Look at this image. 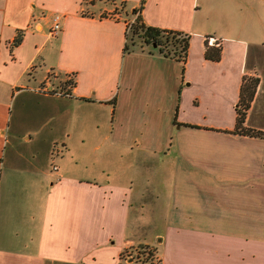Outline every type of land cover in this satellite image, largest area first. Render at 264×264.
Instances as JSON below:
<instances>
[{"label": "crops", "instance_id": "1", "mask_svg": "<svg viewBox=\"0 0 264 264\" xmlns=\"http://www.w3.org/2000/svg\"><path fill=\"white\" fill-rule=\"evenodd\" d=\"M138 15L188 36L185 60L128 42ZM252 58L264 0H0V264H120L138 245L159 264H264V240L223 229L262 213L232 199L264 196V137L234 132L250 76L244 125L264 131ZM149 222L158 242L137 234Z\"/></svg>", "mask_w": 264, "mask_h": 264}, {"label": "rangeland", "instance_id": "2", "mask_svg": "<svg viewBox=\"0 0 264 264\" xmlns=\"http://www.w3.org/2000/svg\"><path fill=\"white\" fill-rule=\"evenodd\" d=\"M118 5H119L118 8H120V4H118ZM183 38H185L184 35L177 34L175 36V39L177 41L181 40ZM132 39H134V42L137 44H142V45L146 44L147 46H154L155 45V44H151V43L147 44V43L143 42L142 39L138 38L137 33H134L133 30L130 29V31L128 32V42H131ZM181 46H182V43L177 42L176 44H174L170 40L169 42L166 43L165 47L167 48L168 52H171V51L173 52L175 50L180 52L182 49ZM155 47H156V45H155ZM253 54L254 55L258 54V52L254 51ZM252 59L250 60V62H248V67L250 69H252V70L264 69V61H258L257 58H256V60L255 59L252 60ZM51 80H52V88H53L52 90L53 91L55 90V92H58V93L62 92L63 89H62L61 84L58 82V79H54V76H52V77H49L50 82H51ZM255 82H256V79L254 76H250L249 78H247L245 83H244V85H245L244 90L248 89V88H252V86H254ZM44 85H41V86H44ZM247 93H248V91H247ZM244 97L247 98V95L245 94ZM247 103H248L247 99H244V100H240L238 102V105H237V109H238L239 113H246L245 118L247 117L248 112H249V110H248L249 108L247 110H245ZM249 106H250V102H249ZM255 112L256 111H254V113ZM224 113H225V111L222 113V116L220 118L218 117V121H219V119H221L223 122L229 123L232 120V124H233V119L229 117L230 114H228V111H226V114H224ZM254 113L252 111V114H254ZM256 114L257 113H255V117H257ZM251 117H252V121H255L254 115ZM244 122H245V120H244ZM253 129H254V131H258V129H256L254 127H249L246 125H242L236 131L238 133H247V132L252 133ZM106 161H107L108 166L116 165V162L113 164L112 163L109 164V162H111V159H106ZM133 161H134V159L130 158V155L128 154L124 157L119 158L117 164L120 165L121 167H124V168L127 167L128 168L131 166ZM263 192H264V190H263ZM158 196L159 197L157 198V197H155V194H154L151 197V201L153 200L154 206H155V204H158V205L160 204V196L170 199L169 196L167 197V193L160 194L158 192ZM232 199H233V201H238V202L239 201L245 202L244 200H246V202L252 208H256V209L260 210V212H262V213L259 215L249 213L251 216H249V217L244 216L242 222H239L238 220L233 219L232 222L225 223L223 229L225 231L231 232V234H236L237 232H235L233 229L236 230L237 227H246V229L243 231H251L253 233V234H251V236H254L253 238L264 240V211H263L264 210V208H263L264 207V196L256 195L253 197L250 196L247 198H242L241 195H239V196H233ZM139 206H140L139 204L136 205L137 209H139ZM136 207H134V208H136ZM141 222H143V221H141ZM141 224L144 225V223H141ZM145 225L146 226L141 228L142 230H140V231L137 230V234L140 233V236H144L142 238V241L149 242V243L158 242V237H155V234L157 232H162L165 223H163V222H157V223L149 222L147 224L145 223ZM215 228L217 230L222 229L219 226L215 227ZM130 231H133V230H130ZM149 250L153 253L152 254L153 256L150 255L151 254L150 252H149L150 254H148ZM159 262H160V260H159L158 255H157V251H155V248H153L152 246H144V245H138L136 247H131V248L126 249L122 253V256L120 259V264H159Z\"/></svg>", "mask_w": 264, "mask_h": 264}, {"label": "trees", "instance_id": "3", "mask_svg": "<svg viewBox=\"0 0 264 264\" xmlns=\"http://www.w3.org/2000/svg\"><path fill=\"white\" fill-rule=\"evenodd\" d=\"M141 7H142V3L140 5V8ZM131 29L133 30L134 33H137L138 38L142 39L143 42H145L147 44H150V43L151 44H155L156 47L164 54H168L167 53L168 52L167 48L165 46H166V43L169 42L170 40L174 44H176L177 42L178 43H182V46H181L182 49L179 52V56L182 58L183 61L185 60V58H186V50H187V47H188V36L185 35V38L177 41L175 39V36L177 34H181L180 32L171 31V30L162 29V28H159V27L146 25L142 21L140 15L137 16V18L135 20V23L133 24ZM21 39H22L21 33L18 32V34L16 35V37H15V39L13 41V44L14 45L19 44L21 42ZM127 40H128V35H127ZM131 43H133V44L135 43L134 39H132ZM216 43H217L216 47H210V45H208V48L206 49V52H205L206 58L209 59V60H212V61H218L220 59V55H221V50H220V47L218 45V42L216 41ZM67 82L73 83V79L71 78L68 81H65V85H67L66 84ZM255 86H256V83L254 84V86H252V88L245 89L246 93L248 91V93L246 94L247 98H245L243 96V91H244L245 87L242 89V94L240 96V100L247 99V101H248L245 110H247L249 108V102L252 99ZM236 110H237V117H236V123H235L234 132L238 133L236 130L239 129L242 125H244V120H245L246 113H239L237 108H236ZM242 134H248V135L264 137V131H260V130L254 131V129L252 130V133L247 132V133H242ZM144 246H148V245H144ZM148 254L152 255L153 253L149 250Z\"/></svg>", "mask_w": 264, "mask_h": 264}, {"label": "built area", "instance_id": "4", "mask_svg": "<svg viewBox=\"0 0 264 264\" xmlns=\"http://www.w3.org/2000/svg\"><path fill=\"white\" fill-rule=\"evenodd\" d=\"M60 20H61V15L55 14L53 17V23H52V27H51V34L57 33L58 31H60L61 25H60ZM134 20L128 24V29H127V33L130 31L131 27L134 24ZM216 40L213 37H209L207 42L208 44L214 43ZM218 42V41H217ZM51 90V89H50ZM47 89H44V92H47ZM57 94H63L61 92H56Z\"/></svg>", "mask_w": 264, "mask_h": 264}, {"label": "water", "instance_id": "5", "mask_svg": "<svg viewBox=\"0 0 264 264\" xmlns=\"http://www.w3.org/2000/svg\"><path fill=\"white\" fill-rule=\"evenodd\" d=\"M155 46V45H154Z\"/></svg>", "mask_w": 264, "mask_h": 264}]
</instances>
